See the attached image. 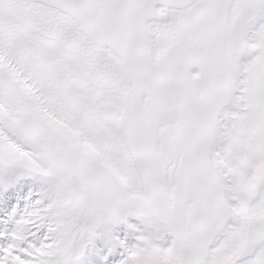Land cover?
<instances>
[{
  "label": "snow or ice",
  "instance_id": "1",
  "mask_svg": "<svg viewBox=\"0 0 264 264\" xmlns=\"http://www.w3.org/2000/svg\"><path fill=\"white\" fill-rule=\"evenodd\" d=\"M0 264H264V0H0Z\"/></svg>",
  "mask_w": 264,
  "mask_h": 264
}]
</instances>
